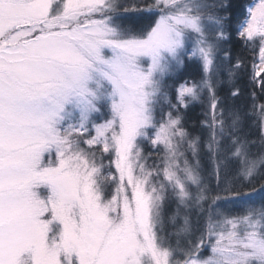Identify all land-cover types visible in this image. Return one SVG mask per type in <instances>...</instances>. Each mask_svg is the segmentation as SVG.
<instances>
[{"label": "snow or ice", "instance_id": "obj_1", "mask_svg": "<svg viewBox=\"0 0 264 264\" xmlns=\"http://www.w3.org/2000/svg\"><path fill=\"white\" fill-rule=\"evenodd\" d=\"M231 7L0 0V264H264V154L228 103L245 72L264 99V0L235 29L250 71L224 48ZM186 61L200 79L171 88ZM252 118L264 133V103Z\"/></svg>", "mask_w": 264, "mask_h": 264}, {"label": "trees", "instance_id": "obj_2", "mask_svg": "<svg viewBox=\"0 0 264 264\" xmlns=\"http://www.w3.org/2000/svg\"><path fill=\"white\" fill-rule=\"evenodd\" d=\"M225 2L232 5L230 12L233 18L228 29V31L232 33V36L229 42L224 45V48L228 51L232 64H235L237 58H239L249 65L248 70L250 71L252 53L248 50L243 41L235 34V29L237 27V21L238 18H240V14L253 3V0H225ZM192 62L187 61L184 64V67L177 72L175 76L166 79L167 84L171 88H178L185 80L198 81L197 78L201 76V68L198 62ZM248 80L249 78L246 72L238 75L235 79V88L240 90V96L239 98H230L228 103L234 105L237 109L241 110L242 113H247L241 127L243 133L246 134V138L254 145L250 148L252 158H257L261 154H264V133L261 132L257 121L252 118V105L253 103L257 105L264 103V99L253 100L251 95L252 92L256 91L257 97H259V91L258 89H253ZM220 81L221 82L218 85L219 95L222 97L229 96L230 90L234 91L235 88H233L232 83L229 82L227 70L220 74ZM205 111L206 101L205 105H201L199 102L192 103L183 113L187 121L186 127L189 131H193L194 128H198L199 122L204 119ZM196 134H198V132ZM199 160L202 165H205V173H203V175L210 174V168H212V163H210L211 161L205 155H202ZM230 178L231 177H229V179ZM260 183H264V181H261ZM259 186V183L255 184V187L258 188ZM245 191H248V189H245ZM257 199H259V197H257Z\"/></svg>", "mask_w": 264, "mask_h": 264}, {"label": "rangeland", "instance_id": "obj_3", "mask_svg": "<svg viewBox=\"0 0 264 264\" xmlns=\"http://www.w3.org/2000/svg\"><path fill=\"white\" fill-rule=\"evenodd\" d=\"M221 55H222V53H221ZM187 62V61H186ZM189 62V61H188ZM190 62H192V61H190ZM192 63H195V61H193ZM227 65V64H226ZM184 67V65L182 66V67H180V68H178V69H176L169 77H166V79L167 78H170V77H172V76H175L176 75V73L177 72H179L182 68ZM263 75V74H262ZM195 76V75H194ZM201 77V76H200ZM200 77L199 78H197V80H199L200 79ZM193 103H197V102H193ZM206 156V155H205ZM189 160H190V162H192V163H195V161L192 159V157L189 155ZM211 163V162H210ZM200 166H201V168L204 170L203 172H202V175H203V173H205V165H202L201 163H200ZM210 169H212V168H210ZM208 172H209V170H208ZM240 210L239 209H237V212H239ZM192 215L193 216H195V212H193L192 213ZM167 231L168 232H171V231H173V229L171 228V226H168L167 227Z\"/></svg>", "mask_w": 264, "mask_h": 264}]
</instances>
